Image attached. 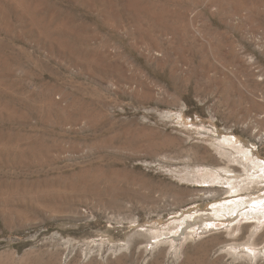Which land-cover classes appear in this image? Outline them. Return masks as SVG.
I'll list each match as a JSON object with an SVG mask.
<instances>
[{
	"label": "rangeland",
	"instance_id": "1",
	"mask_svg": "<svg viewBox=\"0 0 264 264\" xmlns=\"http://www.w3.org/2000/svg\"><path fill=\"white\" fill-rule=\"evenodd\" d=\"M262 133L264 0H0V264H264Z\"/></svg>",
	"mask_w": 264,
	"mask_h": 264
},
{
	"label": "bare ground",
	"instance_id": "2",
	"mask_svg": "<svg viewBox=\"0 0 264 264\" xmlns=\"http://www.w3.org/2000/svg\"><path fill=\"white\" fill-rule=\"evenodd\" d=\"M246 124V123H245ZM251 124V123H250ZM250 124H248V125H250ZM253 125V124H252ZM247 130L249 129V127L247 126V128H246ZM244 130H245V127H244ZM253 130V129H252ZM257 130V129H256ZM252 132H254V131H252ZM252 135L254 134V133H251ZM262 134H264V133H262ZM257 135V134H256ZM259 138H261L262 139V136L261 137H259ZM264 138V137H263ZM224 143H226V145H228V146H232L233 147V145H234V142H233V140L230 138V139H225L224 140ZM244 146V145H243ZM234 148H236V147H234ZM230 152V151H229ZM226 154H228V152H226V151H224V152H221V156H226ZM234 154V156H235V153H233ZM232 154V155H233ZM237 154L239 155V156H242V160H246V162H252L253 161V159L254 158H256V157H254V154H253V152L251 151V150H247V149H244V148H238L237 147ZM232 157V156H231ZM254 157V158H253ZM229 160V163H234V159H228ZM187 162H189V160H187L186 161V164H187ZM236 162H237V160H236ZM250 162V163H251ZM249 163V164H250ZM253 163L255 164L254 165V167H255V169L256 168H260L261 170H263L264 169V164L263 163H261L259 160H256V162H255V160L253 161ZM247 165V164H246ZM250 166V165H249ZM253 165H252V163H251V167H252ZM247 167H248V165H247ZM253 168V167H252ZM248 169V168H247ZM250 169V168H249ZM259 169V170H260ZM245 170V169H244ZM251 170V169H250ZM258 170V171H259ZM222 171V170H221ZM223 171L226 173V175L228 176V177H234V178H242V177H251V175L247 172V171H242V170H239V171H241V172H238V171H235L234 169H232V167L230 166V164L229 165H227L226 167H224V169H223ZM263 172H264V170H263ZM220 177V175H217V177ZM217 180V179H216ZM216 181L214 180L213 181V183H215ZM245 189H250V187H245ZM210 193V192H209ZM215 196V194H213V193H210V194H208L206 197L207 198H211V197H214ZM249 203V202H248ZM250 204V203H249ZM229 210H231V209H229ZM228 210V211H229ZM232 211V210H231ZM236 211V210H235ZM237 212V211H236ZM231 214H233V213H231ZM227 215V214H226ZM234 233V232H233ZM189 236V235H188ZM188 236L186 237V238H188Z\"/></svg>",
	"mask_w": 264,
	"mask_h": 264
}]
</instances>
